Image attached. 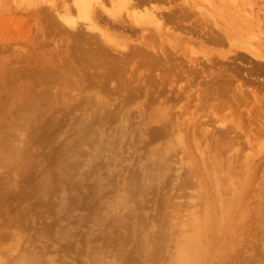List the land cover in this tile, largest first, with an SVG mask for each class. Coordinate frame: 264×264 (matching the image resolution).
Listing matches in <instances>:
<instances>
[{"label": "rangeland", "instance_id": "1", "mask_svg": "<svg viewBox=\"0 0 264 264\" xmlns=\"http://www.w3.org/2000/svg\"><path fill=\"white\" fill-rule=\"evenodd\" d=\"M143 1L160 27L89 32L74 0H0V264H171L196 219L217 229L198 264H264V0Z\"/></svg>", "mask_w": 264, "mask_h": 264}, {"label": "bare ground", "instance_id": "2", "mask_svg": "<svg viewBox=\"0 0 264 264\" xmlns=\"http://www.w3.org/2000/svg\"><path fill=\"white\" fill-rule=\"evenodd\" d=\"M109 1H111V0H109ZM118 1H121L120 3H118V5H116L115 7V9L116 10H107L104 6V0H74V5L76 6H73L74 8H76L75 10L77 11V16H78V18L77 19H79L80 21L82 20H85L86 22H88V26H86V29H84V31H89V32H93V31H97L96 30V28H95V18H99L100 20H109V21H112V22H119V21H124L128 26H130L131 27V29L133 30V31H135V30H146V29H143L145 26L147 27L148 25H150V26H153V28H155V27H160V25H158L156 22H157V16H156V12H157V9L155 8V7H151V6H147V7H145V5H144V7H143V5L142 4H145L144 3V1L143 0H137V1H135V0H118ZM151 1V0H150ZM113 2V1H112ZM141 8H143V10H142V12H141ZM129 9H131V10H129ZM69 10V7L68 8H65V11H68ZM139 10V11H138ZM126 12V14H125V16H121L120 15V19H116V17H114L113 15L115 14V13H122V12ZM133 11V12H132ZM71 12V11H70ZM99 12H100V14H99ZM130 12H132V13H130ZM144 13L143 15H141V13ZM67 13V12H66ZM102 13V14H101ZM104 16V17H102V16ZM162 15V14H161ZM164 16V15H163ZM160 18H162V17H160ZM62 19V18H61ZM124 19V20H123ZM67 20V19H66ZM74 20V19H73ZM160 20V19H159ZM62 21V20H61ZM65 21V20H64ZM76 21V20H75ZM71 22H73V21H71ZM73 25V27L71 28V31L73 30L74 31V33L73 32H71L72 33V35H73V37H79L80 36V34L81 33H84V35H85V33L86 32H81V29L83 30V26H78V23L75 25V22H73L72 23ZM155 25V26H154ZM81 28V29H80ZM80 29V30H79ZM141 30V31H142ZM87 34V33H86ZM76 35V36H75ZM101 35V34H100ZM91 36V35H90ZM93 36V35H92ZM97 36V35H96ZM148 36V35H147ZM147 36H146V38H147ZM76 37V38H77ZM98 37V36H97ZM96 37V38H97ZM149 38L151 37V36H148ZM80 39H81V36L79 37ZM99 38V37H98ZM101 38V37H100ZM149 38H147V39H149ZM153 38V37H152ZM75 39V38H74ZM82 39H83V37H82ZM82 39L80 40V42L78 41V39L76 40L79 44L78 45H80L81 44V41H82ZM102 39H103V42L105 41V43H108L106 40H105V37H102ZM151 39V38H150ZM155 39L156 38H154V41H155ZM84 40H86L85 38H84ZM83 40V42H85ZM158 40V39H157ZM87 41V40H86ZM102 41V40H101ZM151 41V40H150ZM152 41H153V39H152ZM151 41V42H152ZM86 44H87V42H85ZM100 44H102V43H100ZM104 44V43H103ZM82 45V44H81ZM80 45V47H82ZM85 45V44H84ZM83 45V46H84ZM137 46V45H136ZM135 46V47H136ZM75 47H76V45H75ZM80 47H78V48H80ZM94 47H97L96 45L94 46ZM98 47H100V46H98ZM101 48H103L102 46H101ZM100 48V49H101ZM131 48V47H130ZM133 48V47H132ZM137 48V47H136ZM149 48V47H148ZM76 49H77V47H76ZM85 49V48H84ZM87 49V48H86ZM94 49V48H93ZM139 51H142V50H144V49H142V50H140L139 48H137ZM155 49V48H154ZM80 50H81V48H80ZM83 50V49H82ZM81 50V51H82ZM97 50H99V49H97ZM78 51H79V49H78ZM145 51H147V49L146 50H144V53L143 54H146V52ZM154 51V50H153ZM152 51V52H153ZM183 51H184V49H183ZM90 52H91V50H90ZM97 52H99V51H97ZM104 52H106V51H104ZM114 52V51H113ZM151 52V51H150ZM156 51H154V53H155ZM180 52H182V51H180ZM101 53V52H100ZM102 53H103V51H102ZM131 53V52H130ZM130 53H128L129 55H130ZM92 54V53H91ZM108 54V53H107ZM113 54V53H112ZM147 54H150V53H148L147 52ZM146 54V55H147ZM157 54V53H156ZM180 54H182V53H180ZM98 55H102V54H98ZM111 55V54H110ZM109 55V56H110ZM117 55V54H116ZM116 55H113L114 57L116 56ZM128 55V57L127 56H125V58H123L121 61H123L124 59V61L126 62L127 61V58H128V60H129V62H131V60L129 59V57H135L136 55H132V53H131V55L129 56ZM145 55V56H146ZM103 56V55H102ZM120 56V55H119ZM119 56H117V60H118V62H119V59H120V57ZM122 56V55H121ZM148 57H150L149 55H147ZM152 56H154L153 55V53H152ZM96 57H98L97 55H96ZM101 57V56H100ZM118 57H119V59H118ZM127 57V58H126ZM132 57V58H133ZM138 57V56H137ZM88 58V57H87ZM112 58L113 57H111V61L110 62H112L113 60H112ZM139 58H140V56H139ZM151 58V57H150ZM150 58H148L149 59V61H148V59L146 58V62H151V63H153V58L154 57H152L151 59ZM89 59H91V58H89ZM101 58H98V60H100ZM135 59V58H134ZM138 59V58H137ZM145 59V58H144ZM155 60L157 59L156 57L154 58ZM87 61H88V59H86ZM92 60V59H91ZM108 60H110V58L108 59ZM117 60H115L114 59V61H113V66H116L117 65ZM140 60H142V58H140ZM151 60V61H150ZM155 60H154V63H155V65H156V63L157 62H155ZM116 61V62H115ZM121 61H120V63H121ZM124 61L122 62V63H124ZM95 62V61H94ZM146 62H142V64L144 63H146ZM128 63V62H127ZM150 63V64H151ZM94 64V63H93ZM130 64V63H129ZM94 65H96V63L94 64ZM94 65H92V66H94ZM101 65V64H100ZM99 65V66H100ZM118 65H119V63H118ZM152 65V64H151ZM155 65H153V66H155ZM145 65H143V67H144ZM152 66V67H153ZM98 67V66H97ZM101 67H102V65H101ZM117 67H120V66H117ZM156 67V66H155ZM117 69H119V68H117ZM122 69V68H121ZM126 69V68H125ZM120 70V69H119ZM115 71V70H114ZM120 71H122V70H120ZM120 71L118 72V74L120 73ZM174 72V71H173ZM110 73H112V72H110ZM178 73V72H177ZM176 73V74H177ZM113 74V73H112ZM121 74V73H120ZM183 74V73H182ZM222 74V73H221ZM123 75H125V74H123ZM145 75V74H144ZM147 75V74H146ZM145 75V76H146ZM150 75V74H149ZM149 75H147V77L149 76ZM183 76V75H182ZM208 76V75H207ZM217 76V75H216ZM104 77V76H103ZM116 77V76H115ZM121 77H122V75H121ZM173 77V76H172ZM113 78H114V76H113ZM117 78V77H116ZM131 78H134V77H131ZM131 78H130V81H131ZM223 79V77L221 78V80ZM109 80V79H108ZM127 80H129V78L127 79ZM133 80V79H132ZM157 80V79H156ZM134 81V80H133ZM145 81V80H144ZM211 81V80H210ZM215 81V80H214ZM218 81V80H217ZM220 81V80H219ZM148 82V81H147ZM157 82V81H156ZM162 82V81H161ZM223 82H225V81H223ZM222 82V83H223ZM228 82V81H227ZM142 83V82H141ZM149 83V82H148ZM146 84V83H145ZM213 84H214V82H213ZM225 84H227V83H225ZM104 85H105V83H104ZM122 85V84H121ZM128 85H130L129 84V82H128ZM141 85V84H140ZM161 85H163V84H161ZM220 85V84H219ZM218 85V86H219ZM223 85V84H222ZM145 86V85H144ZM143 87V86H142ZM210 87V86H209ZM220 87V86H219ZM240 87V86H239ZM130 88V90L133 88V86H132V88L131 87H129ZM172 88V87H171ZM102 89V88H101ZM153 89V88H152ZM211 89V88H210ZM210 89H208V92L210 91ZM122 90V89H121ZM140 90H142L141 88H140ZM140 90H139V92H140ZM171 90V89H170ZM217 90H218V88H217ZM118 91V90H117ZM120 91V90H119ZM136 94H137V92L138 91H136L135 89L133 90ZM143 91V90H142ZM152 91V90H151ZM172 91L173 90H171V96H175V92H174V94L172 95ZM211 91H212V89H211ZM213 91H214V88H213ZM221 91V90H220ZM224 91V90H223ZM121 92V91H120ZM131 93H132V91H130ZM147 92V91H146ZM179 92L180 91H176V93H178V95H179ZM182 92H183V90H182ZM225 92H227V91H225ZM238 92H240V91H237V93ZM243 91H241L240 93H242ZM123 93V92H122ZM135 93H133L134 95H135ZM142 93V92H141ZM148 93H150V91L148 92ZM152 93V92H151ZM157 93H159V94H161L159 91L157 92ZM168 93V92H167ZM166 93V94H167ZM169 93H170V91H169ZM168 93V94H169ZM223 93V92H222ZM236 93V92H235ZM245 93V92H244ZM128 94V93H127ZM147 94V93H146ZM154 94V93H153ZM153 94H149L150 96L152 95L153 96ZM167 94V95H168ZM201 94V93H200ZM200 94L198 93V95L200 96ZM229 94V93H228ZM245 94H248V92L247 93H245ZM111 95V94H110ZM129 95V94H128ZM134 95H132L133 97H134ZM137 95H140V94H137ZM177 94H176V97L178 96ZM183 94H181V96H182ZM211 95V94H210ZM209 95V96H210ZM224 95V94H223ZM237 95L238 94H236L235 96L237 97ZM254 95V94H253ZM130 96V95H129ZM136 96V95H135ZM141 96V95H140ZM144 96V95H143ZM146 96H148V95H146ZM152 96L150 97V98H152ZM157 96V95H156ZM155 95H154V99L156 98H158V96L156 97ZM161 96V95H160ZM160 96H159V98H160ZM174 96H173V98H174ZM198 96V97H199ZM202 96V95H201ZM201 96L199 97V98H201ZM221 96H222V94H221ZM234 96V97H235ZM245 96V95H244ZM247 96V95H246ZM116 97H117V95H116ZM118 97H121V96H118ZM123 97H125L124 95H123ZM123 97H121L122 98V102H123ZM169 97V96H168ZM167 97V98H168ZM176 97L174 98L175 100L174 101H177L176 100ZM225 97V96H224ZM235 97V98H236ZM238 97H239V95H238ZM114 98H115V96H114ZM126 98V97H125ZM124 98V99H125ZM132 98V97H131ZM143 99H144V97H142ZM147 98V97H146ZM149 97L147 98V99H150ZM163 98V97H162ZM184 98V97H183ZM202 98H203V96H202ZM211 98V97H210ZM235 98H234V100H235ZM107 99H110V97L109 98H107ZM120 99V98H119ZM151 100L152 102H154V103H156L155 102V100ZM164 99V98H163ZM169 100L171 99V97L170 98H168ZM177 99H179V98H177ZM203 99H205V98H203ZM237 99H239V98H237ZM116 100H118V98L116 99ZM135 100H137V99H135ZM139 100V99H138ZM159 100V99H158ZM228 100V99H227ZM240 100V99H239ZM239 100H238V102L237 103H240L239 102ZM242 100V99H241ZM119 101V100H118ZM150 101V102H151ZM164 101H168V100H163V103H167V102H164ZM171 101V100H170ZM200 101V100H199ZM209 101V100H208ZM254 101V100H253ZM255 101H257L256 103H258V100H255ZM103 102V101H102ZM108 102V101H107ZM115 102V101H114ZM113 102V103H114ZM126 102V101H125ZM127 102H128V100H127ZM127 102H126V104H127ZM133 101H131V103H132ZM136 102H138V101H136ZM142 102H144V101H142ZM151 102V103H152ZM160 102H161V100H160ZM171 102H173V100L171 101ZM129 103V102H128ZM140 103V102H139ZM151 103H148V104H151ZM210 103V102H209ZM243 103V102H242ZM121 103L119 102V105H120ZM124 104V103H123ZM125 104V105H126ZM157 104V103H156ZM161 104H162V102H161ZM236 104V103H235ZM252 104V103H251ZM255 104V103H254ZM258 104H260V103H258ZM109 106V105H108ZM122 106V105H121ZM121 106H119V107H121ZM152 106V105H151ZM168 106H169V104H168ZM172 106V105H171ZM236 106V105H235ZM237 106H238V104H237ZM104 107V106H103ZM150 107V106H149ZM170 107V106H169ZM168 107V108H169ZM258 107V106H257ZM117 108H118V106H117ZM136 108V107H135ZM151 108V107H150ZM171 108V107H170ZM247 108H248V106H247ZM139 109V108H138ZM179 109V108H178ZM177 109V110H178ZM233 109V108H232ZM252 109V108H251ZM142 110V109H141ZM171 110H172V108H171ZM240 110V109H239ZM257 110V109H256ZM136 111H138L137 109H136ZM147 110H145V112H146ZM165 110H163L162 112H164ZM167 111V110H166ZM169 111V110H168ZM141 112V111H140ZM138 113V114H140L141 115V113ZM145 112L143 113L144 115H145ZM179 112V111H178ZM233 112V111H232ZM238 112V111H237ZM252 112V111H251ZM250 112V113H251ZM255 112V111H254ZM239 113V112H238ZM143 114H142V116H143ZM244 114V113H243ZM247 114V113H246ZM166 115V114H165ZM141 116V117H142ZM147 116V115H146ZM249 116V115H248ZM251 116V115H250ZM143 117H145V116H143ZM155 117V120H154V123H156V121H157V123L155 124L156 126H158L159 127V125L161 126V128H163V131H164V136H171V135H173V134H175V132H176V135H174V137L176 136H178L176 139L177 140H174V141H172L171 140V142H169L170 140V138L168 137V146L170 147V145H171V147H175L176 145L177 146H180L181 144H183V140L181 139V136H180V134L182 133H180V132H178V130L179 129H177V131L175 130V129H173V127H168V126H166V124L164 125V122L163 121H161V120H164L165 118H164V115L163 114H161L160 113V115L159 116H157V118H156V116H154ZM153 117V118H154ZM176 117H177V115H176ZM138 119L140 118V116L139 117H137ZM148 118V117H147ZM160 119V121H158L159 119ZM164 118V119H163ZM167 118V117H166ZM169 118V117H168ZM244 118V117H243ZM176 119V118H175ZM141 119H139V121H140ZM151 120V119H150ZM249 120H251V119H249ZM147 121V123H143L142 121H140L139 123H143V125L144 124H148V121H149V118L146 120ZM166 121V120H165ZM145 122V121H144ZM151 122H153V119H152V121ZM161 122V123H160ZM162 122H163V126H162ZM154 123H149V126L147 127V129L149 128V127H151L152 128V126L154 125ZM200 124H201V122H199ZM138 124V123H137ZM153 124V125H152ZM200 124H198L199 126H200ZM135 125V124H134ZM151 125V126H150ZM178 126V125H177ZM125 127V126H124ZM132 127H134V126H132ZM131 127V128H132ZM144 128V127H143ZM178 128V127H177ZM200 128H202V126L200 127ZM121 129H122V126H121ZM137 129H139V127H137ZM136 129V130H137ZM120 130V129H119ZM123 130H124V128H123ZM134 130V129H133ZM140 130H141V128H140ZM139 130V131H140ZM150 130H152V129H150ZM149 130V131H150ZM135 131V130H134ZM155 131H156V129H155ZM154 131V132H155ZM223 131V130H222ZM153 131H150V134L152 133ZM177 132H178V135H177ZM191 132H192V130H191ZM219 131H217V133H218ZM221 132V131H220ZM149 133V132H148ZM158 133H160V132H158ZM157 132H156V134H158ZM223 133H224V131H223ZM194 134V133H193ZM220 134V133H219ZM219 134H218V136H219ZM147 135V134H146ZM221 135V134H220ZM227 135V134H226ZM226 135H225V138H226ZM152 136V135H151ZM153 136H154V134H153ZM158 136V135H157ZM162 137H163V135H161ZM190 136H191V134H190ZM147 137H149L148 135H147ZM160 137V136H159ZM167 137L164 139L165 141L164 142H166V139H167ZM180 137V138H179ZM222 137H224V136H222ZM151 138H153V137H151ZM164 138V137H163ZM163 138H161V139H163ZM193 138V137H192ZM221 138V137H220ZM146 139H148V138H146ZM194 139V138H193ZM191 140V141H194V140ZM210 139V138H209ZM155 140V139H154ZM160 140V139H159ZM211 140V139H210ZM209 140V142L210 143H212V140L210 141ZM215 140H216V138H215ZM215 140H214V142H215ZM223 140V139H222ZM227 140H229V139H227ZM231 140V139H230ZM156 141H158V138H157V140ZM147 142V141H146ZM229 142H231V141H229ZM148 143V142H147ZM163 143V142H162ZM196 143V142H195ZM207 143V142H206ZM234 143H236V142H234ZM149 144V143H148ZM164 144H166V143H164ZM170 144V145H169ZM216 144V143H215ZM167 145V144H166ZM192 145H194V143L192 144ZM206 145H208V144H206ZM183 146V145H182ZM196 145H194V147H195ZM163 147V146H162ZM196 148V147H195ZM198 148H199V146H198ZM200 148H201V146H200ZM176 149V148H175ZM209 149V148H208ZM171 150H173V148H171ZM177 151V150H176ZM176 151H174V152H172L173 154L176 152ZM197 151V150H196ZM210 152V151H209ZM163 153V152H162ZM177 153V152H176ZM203 153V152H202ZM165 154V153H164ZM172 154V155H173ZM166 155L167 156H169V155H171V154H168L167 152H166ZM166 155H161V156H166ZM177 155H179V153L177 154ZM208 155V154H207ZM212 155V154H211ZM210 155V156H211ZM214 155V154H213ZM206 156V155H205ZM180 157V156H179ZM199 157V156H198ZM212 157V156H211ZM215 157V156H214ZM228 157V156H227ZM156 158V157H155ZM161 158V157H160ZM165 158H166V160H167V157H164V161H166L165 160ZM175 158V157H174ZM201 158V157H200ZM206 158H208L209 159V161H211L210 160V158L207 156ZM169 159V158H168ZM176 159H177V157H176ZM181 159L182 158H180V162H181ZM171 160H172V158H171ZM206 160V159H205ZM159 161H161V160H159ZM168 161V160H167ZM174 161V160H173ZM176 161H178L179 162V158H178V160H176ZM201 161V160H200ZM207 161V160H206ZM215 161V160H214ZM175 162V161H174ZM178 162H177V164H178ZM183 162V161H182ZM181 162V163H182ZM208 162V161H207ZM170 163V162H169ZM176 163V162H175ZM211 163V162H210ZM209 163V164H210ZM183 164V163H182ZM212 164H213V162H212ZM211 164V165H212ZM170 165H171V167H172V165L173 164H171L170 163ZM227 165V164H226ZM173 167H175V166H173ZM173 167H172V169H173ZM211 167V166H210ZM180 168H182V172L183 171H185V170H183L184 168L183 167H180ZM189 167H187V169L186 170H188V171H190L189 169H188ZM201 168H203V166H201ZM208 168V167H207ZM214 168V167H213ZM175 169V171H176V168H174ZM211 169H212V167H211ZM177 170H178V168H177ZM214 170V169H213ZM212 170V171H213ZM175 171L174 172H172L173 174L175 173ZM216 171V170H215ZM215 171H213L214 173H215ZM169 172H171V171H169ZM178 172V171H177ZM176 172V173H177ZM186 172V171H185ZM184 172V173H185ZM203 172H204V170H203ZM202 172V173H203ZM208 172V171H207ZM184 173H182V174H184ZM217 173V172H216ZM173 174H172V176H173ZM178 174H181V172L179 171L178 172ZM206 174V173H205ZM209 174H211L210 173V171H209ZM190 175V174H189ZM212 175H213V173H212ZM211 175V176H212ZM215 175H217V174H215ZM223 175H224V172H223ZM227 175V174H226ZM166 176H169V173H168V175L166 174ZM170 176H171V174H170ZM172 176H171V178H172ZM178 176V175H177ZM180 176V175H179ZM183 177L184 176H186L185 174L184 175H182ZM182 176H180V177H182ZM204 176H206L207 177V175H204ZM219 176H222V174L220 175V173H219ZM188 177V176H187ZM193 177V176H192ZM216 180H217V178L215 177V176H213ZM227 177V176H226ZM168 178H170V177H168ZM185 178V177H184ZM172 179H175L174 178V176H173V178ZM171 179V180H172ZM177 179V178H176ZM186 179V178H185ZM192 179V178H191ZM212 179V178H211ZM218 179H219V177H218ZM223 179V178H222ZM222 179L220 178V180L222 181ZM227 179V178H226ZM179 180H180V178H179ZM205 180V179H204ZM203 180V181H204ZM210 179H209V177H208V180L207 181H209ZM166 181H167V179H166ZM173 181H176V180H173ZM189 181H191L190 179H189ZM213 181V180H212ZM226 181V180H225ZM229 181H231V179L230 180H228V183L230 184V186L232 187V181H231V183L229 182ZM240 181V180H239ZM165 182V181H164ZM171 182V181H170ZM217 182V181H216ZM235 182H236V180H235ZM175 183V182H174ZM173 183V184H174ZM185 183V182H184ZM213 183V185H216V183H214V182H212ZM217 183H219V185H220V182H217ZM236 183H238V181L236 182ZM164 184H166V183H164ZM179 184H180V182H179ZM182 184V183H181ZM187 184H188V181H187ZM235 184V183H234ZM177 185V184H176ZM185 185V184H184ZM189 185V184H188ZM212 185V184H211ZM212 185V186H213ZM227 185V184H226ZM238 185H239V183H238ZM171 186H172V184H171ZM217 186V185H216ZM216 186H213V189L215 190V189H217V190H215V197H219V195H218V193L217 192H220L219 190H218V188H215ZM228 186V185H227ZM166 187H167V185H166ZM168 187L170 188V186L168 185ZM173 187V186H172ZM181 187H183V186H181ZM226 187V186H225ZM230 187V188H231ZM234 187V186H233ZM171 189V188H170ZM178 189V188H177ZM179 190V189H178ZM211 190V189H210ZM230 190V189H229ZM217 191V192H216ZM231 191V190H230ZM212 192H213V190H212ZM234 192V191H233ZM233 192H232V194H233ZM222 193V192H221ZM220 194V193H219ZM224 194H225V192H224ZM228 194V193H227ZM231 194V195H232ZM217 195V196H216ZM221 195V194H220ZM222 196V195H221ZM221 196H220V198L219 199H221ZM232 196H234V195H232ZM225 198V197H224ZM219 199H217L216 200V202H219V203H217L218 205H217V208H222V210L221 211H224L225 210V207H223V206H225V204H222V202H220L219 201ZM232 199V198H231ZM230 199V200H231ZM234 199V198H233ZM215 205V204H214ZM207 212H209V210H207ZM211 212L212 213H214V211L213 210H211ZM225 212V211H224ZM175 214V213H174ZM179 214V213H178ZM221 215V214H220ZM178 216V215H177ZM220 220H222L221 218H220ZM222 222V221H221ZM220 222V223H221ZM175 223V222H174ZM195 223H196V226H195V228H194V231H192V233L191 234H188L187 236H182L183 238L181 239V241H177L178 242V245L176 244V246H177V248L175 249V253H174V255L172 254V257H170L171 258V264H198L201 260H202V257H203V251H204V248L202 247V238L208 233V232H210V231H213V232H216L217 231V229H216V226H215V224H216V220L215 219H212V220H198V219H196L195 220ZM181 224V223H180ZM222 224V223H221ZM220 224V226L221 227H223L222 225ZM179 225V224H178ZM182 225V224H181ZM185 225V224H184ZM193 225V224H192ZM191 225V226H192ZM173 226V225H172ZM219 226V227H220ZM185 227V226H184ZM183 227V228H184ZM178 228V227H177ZM221 230V229H220ZM227 231V230H226ZM177 237V236H176ZM175 242V241H174ZM172 244V243H171ZM174 244V243H173ZM168 245V244H167ZM175 246V245H174ZM161 247V246H160ZM13 248V247H12ZM168 248V247H167ZM166 249V248H165ZM169 250H171V249H169ZM167 251V250H166ZM158 253V252H157ZM167 253V252H166ZM162 254V253H161ZM159 255V254H158ZM160 259V258H159ZM100 261H101V259H100ZM256 261V260H255ZM110 262V261H109ZM163 262V261H162ZM169 262V261H168ZM104 263V262H103ZM106 263H107V261H106ZM111 263V262H110ZM160 263V262H159ZM158 263V264H159ZM100 264H102V263H100ZM252 264H253V262H252ZM257 264V263H256Z\"/></svg>", "mask_w": 264, "mask_h": 264}]
</instances>
